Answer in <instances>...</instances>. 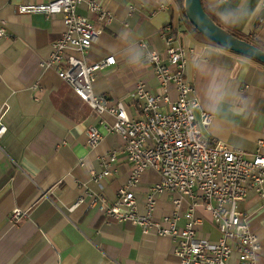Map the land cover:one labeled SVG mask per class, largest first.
<instances>
[{
    "label": "crops",
    "instance_id": "crops-1",
    "mask_svg": "<svg viewBox=\"0 0 264 264\" xmlns=\"http://www.w3.org/2000/svg\"><path fill=\"white\" fill-rule=\"evenodd\" d=\"M51 0H0V26L6 23L8 38L0 43V264H181L174 242L156 231L144 234L131 222L108 217L100 200L92 204L91 195L103 197L108 205L118 199L132 165L126 155L118 156L117 172L96 184L92 171L101 172L106 158L121 150L122 139L101 126L108 113L97 115L71 86L62 81L57 68L43 67L52 45L62 38L66 27L61 17L21 14L26 4ZM100 14L90 13L87 5L78 14L88 17L101 34L85 60L89 64L109 56L116 64L97 73L95 91L110 105L126 103L129 116L143 117L134 101L137 85L163 93L155 78L148 51L166 59L169 34L184 47L198 54L188 55L186 78L200 102L197 114L210 113L212 123L207 136L228 146L254 153L264 140V64L219 46L197 41L183 25V14L176 0H99ZM218 24L231 33L264 49V0H203ZM171 31V32H169ZM139 58L140 70L131 65ZM166 61V60H165ZM218 83L228 98H217ZM227 84L225 89L223 85ZM172 101L177 91L170 84ZM246 101L243 117L234 116V94ZM161 109L167 111L168 106ZM100 128L103 139L97 147L88 143L87 129ZM264 153V148L262 150ZM160 181L153 171L145 172L135 189L138 210H146L150 187ZM85 201L73 208L77 201ZM15 209L27 213L11 220ZM166 195L160 196L157 220L173 213ZM238 209L248 217L262 250L258 264H264V202L252 192L239 202ZM185 212V208L182 213ZM203 222L196 226L204 239L216 242L221 233L209 214L200 210ZM238 254L232 256L237 263Z\"/></svg>",
    "mask_w": 264,
    "mask_h": 264
},
{
    "label": "built area",
    "instance_id": "built-area-1",
    "mask_svg": "<svg viewBox=\"0 0 264 264\" xmlns=\"http://www.w3.org/2000/svg\"><path fill=\"white\" fill-rule=\"evenodd\" d=\"M83 4L90 13L107 18L99 0H51L38 5H22L18 11L62 18L66 32L52 45L51 55L43 67L57 68L60 79L97 115L108 113L115 119L114 124L104 119L100 124L108 132L119 135L122 148L111 153L109 161L101 158L105 167L101 172L92 171L93 181L101 185L116 173L121 153L133 168L114 204L108 205L103 197L91 195L92 204L100 200L106 216L131 222L144 234L156 231L159 236L171 238L176 242L174 252L181 264H258L262 246L238 204L252 192L264 202V140L258 141L256 152L247 153L207 136L212 116L207 112L197 114L201 105L192 96L194 87L186 78L188 55H194L195 49L179 44L172 34L164 36L166 61L162 54L148 51V61L164 92L155 94L145 89L143 81L138 83L133 99L143 117L131 118L123 100L110 105L105 97L96 93L95 82L100 70L116 64V57L109 56L93 64L86 62L85 57L101 30L88 17L78 14ZM8 37L7 25L2 23L0 43ZM170 84L178 94L175 101L168 92ZM162 105L168 106L167 111L161 109ZM6 130L1 125L0 137ZM86 133L89 145L94 148L103 139L97 126H90ZM147 171L156 173L160 181L150 187L145 197L146 210L141 213L135 189ZM164 195L173 204V213L157 220L159 197ZM84 201L80 198L73 208ZM200 210L212 217L221 233L218 241L204 239L196 230L204 219L197 216ZM23 216L27 213L15 209L11 220ZM234 253L238 254L237 263H232Z\"/></svg>",
    "mask_w": 264,
    "mask_h": 264
},
{
    "label": "water",
    "instance_id": "water-1",
    "mask_svg": "<svg viewBox=\"0 0 264 264\" xmlns=\"http://www.w3.org/2000/svg\"><path fill=\"white\" fill-rule=\"evenodd\" d=\"M184 12L186 18L194 25L195 29L219 47L264 64V49L235 36L218 24L206 12L203 0H185Z\"/></svg>",
    "mask_w": 264,
    "mask_h": 264
},
{
    "label": "clouds",
    "instance_id": "clouds-1",
    "mask_svg": "<svg viewBox=\"0 0 264 264\" xmlns=\"http://www.w3.org/2000/svg\"><path fill=\"white\" fill-rule=\"evenodd\" d=\"M194 54L196 55V58L198 60L197 67H199L200 66V61H199L198 54H196V53H194ZM131 68L134 71L140 70L141 63H140V59L139 58H137L133 62V64L131 65ZM223 87L226 89L228 87V85L225 84V85H223ZM216 90H217L216 93L218 94L217 95L218 99L224 100V99L228 98V92L227 91H221V85L219 83L217 85ZM234 100H235V103L238 106L235 107L233 115L234 116H238V117H243L245 115L246 111H247L246 101H244L243 98L237 92L234 94Z\"/></svg>",
    "mask_w": 264,
    "mask_h": 264
},
{
    "label": "trees",
    "instance_id": "trees-1",
    "mask_svg": "<svg viewBox=\"0 0 264 264\" xmlns=\"http://www.w3.org/2000/svg\"><path fill=\"white\" fill-rule=\"evenodd\" d=\"M184 2H185V0H176L178 7L181 9L182 14H183V25L186 26V28L193 34L194 38L197 41H199L201 43H205V44L218 46L215 43H213L210 39H208L206 36H204L202 33H200L198 30H196L194 25L192 23H190V21L186 18L185 12H184ZM203 5H204V3H203ZM204 8H205L206 12L218 23L217 18L205 7V5H204ZM235 36H237V35H235ZM237 37H239V36H237ZM256 46H258V45H256Z\"/></svg>",
    "mask_w": 264,
    "mask_h": 264
},
{
    "label": "bare ground",
    "instance_id": "bare-ground-1",
    "mask_svg": "<svg viewBox=\"0 0 264 264\" xmlns=\"http://www.w3.org/2000/svg\"><path fill=\"white\" fill-rule=\"evenodd\" d=\"M54 17H57V16H54ZM63 21V20H62ZM64 22V21H63ZM93 23V22H92ZM65 24V23H64ZM95 26V25H94ZM66 27V26H65ZM66 32V31H65ZM22 210V209H21ZM23 211V210H22Z\"/></svg>",
    "mask_w": 264,
    "mask_h": 264
}]
</instances>
